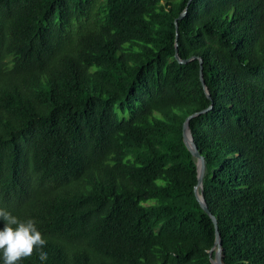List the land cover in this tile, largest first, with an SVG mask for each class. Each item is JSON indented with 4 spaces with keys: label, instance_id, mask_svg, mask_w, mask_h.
<instances>
[{
    "label": "trees",
    "instance_id": "trees-1",
    "mask_svg": "<svg viewBox=\"0 0 264 264\" xmlns=\"http://www.w3.org/2000/svg\"><path fill=\"white\" fill-rule=\"evenodd\" d=\"M189 115L224 264H264V0H0V210L45 264H212Z\"/></svg>",
    "mask_w": 264,
    "mask_h": 264
},
{
    "label": "clouds",
    "instance_id": "clouds-1",
    "mask_svg": "<svg viewBox=\"0 0 264 264\" xmlns=\"http://www.w3.org/2000/svg\"><path fill=\"white\" fill-rule=\"evenodd\" d=\"M0 264H20L30 258L35 250L37 264H45L47 252L40 233L32 220H21L17 216L0 210Z\"/></svg>",
    "mask_w": 264,
    "mask_h": 264
},
{
    "label": "water",
    "instance_id": "water-1",
    "mask_svg": "<svg viewBox=\"0 0 264 264\" xmlns=\"http://www.w3.org/2000/svg\"><path fill=\"white\" fill-rule=\"evenodd\" d=\"M184 13H185V10H183V12L179 15V18H181ZM174 22H175V29H176L177 28V19H175ZM175 47H176V44H175ZM175 58L179 62H186L187 61V60H181L178 57L177 48H175ZM199 65H200V68H199L200 81L202 83L205 94L209 97V92L205 86V83H204V80L202 77V73H201V70H202L201 60L199 61ZM193 115H195V114H193ZM193 115L187 116L184 123H183L182 140H183L185 146L187 147V149L190 151V153L192 154V156L196 160L197 182H196L194 189H193L195 198L198 201V203L200 204L201 208L211 217L213 224H214V227H215L214 243H213L211 249L208 251L209 260L212 264H224V262H223V250H222V246L220 243V236H219V233L217 230L216 218L208 210L206 203H205L204 196H203V191H202V179H203L204 172H205V161H204V158L197 151V148L193 142L192 134H191L190 129L188 127V121Z\"/></svg>",
    "mask_w": 264,
    "mask_h": 264
}]
</instances>
